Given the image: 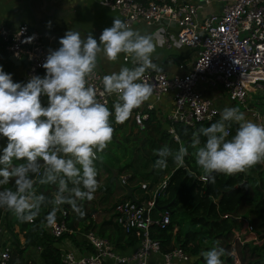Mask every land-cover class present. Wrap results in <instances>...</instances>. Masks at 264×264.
<instances>
[{
	"label": "clouds",
	"instance_id": "9594fccd",
	"mask_svg": "<svg viewBox=\"0 0 264 264\" xmlns=\"http://www.w3.org/2000/svg\"><path fill=\"white\" fill-rule=\"evenodd\" d=\"M58 42L60 47L49 49L42 64L43 77L34 75L26 84L13 82L0 67V137L7 141L0 149V209L31 223L46 203L52 204L41 221L47 226L55 224L65 204L80 218L86 215L82 202L95 198L100 187L97 162L103 161L102 154L113 141L110 118L118 124L130 119L133 110L153 95V85L144 79L146 71H162L153 62L157 48L153 36L133 30L117 17L99 42L91 33L70 29ZM122 54L131 67L103 76L104 93L117 97L111 111L88 81L101 56L115 63ZM42 96L47 97V106L42 105ZM232 124L238 126L234 135ZM189 149L202 178L214 183V174L232 176L264 163V125L246 119L238 107H225L219 120L191 133L188 145L157 149L154 167L166 169L169 158L184 167ZM37 185L54 186L52 199ZM226 254L217 243L201 253L205 264H224Z\"/></svg>",
	"mask_w": 264,
	"mask_h": 264
},
{
	"label": "built area",
	"instance_id": "2783aa9c",
	"mask_svg": "<svg viewBox=\"0 0 264 264\" xmlns=\"http://www.w3.org/2000/svg\"><path fill=\"white\" fill-rule=\"evenodd\" d=\"M98 3L116 10L129 27L134 24H160V40L170 45L171 33L166 29L169 23L176 26L174 40L191 50L183 72L165 70L146 71L144 79L153 85L151 99L138 109H134L131 119L138 128L148 118L156 103L164 97L171 98L172 109L167 119V132L177 139L171 122L194 128L197 123L210 121L218 115L213 99L203 93V88L222 87L227 101L248 107L252 94H264V0H97ZM163 24V25H162ZM28 37H34L29 43ZM0 43L14 58H24L26 63L25 79L34 75H45L42 64L49 49L48 40L35 28L25 24L12 28L0 25ZM123 60L127 56L122 57ZM99 69L89 77V85L94 87L100 102L109 106L116 102L115 95H107L103 90V76ZM256 123L264 125L260 114L252 110ZM200 179L205 181L200 175ZM118 180L126 183L125 174ZM167 176L152 188L144 190L148 197L133 201L130 198L117 199L112 206L113 221L124 232L138 231L136 243L120 250L103 235L94 230L83 232L86 250L82 246L63 245L65 235L73 232L64 219L56 220L51 226L42 225L44 231L54 238L64 237L60 251L61 264H188L192 256L180 246L161 250L159 239L151 236L152 225L163 228L168 224L170 213L166 205L153 211L157 197L165 195ZM146 189V183H140ZM65 214L61 209L60 216ZM230 214L223 213L221 217ZM6 228L4 212L0 214V264H7L12 243L3 238ZM248 238L256 240L258 234L253 225L245 221ZM7 229V228H6ZM238 233V232H237ZM235 233L238 242L241 238ZM61 237V238H62ZM60 238V239H61ZM71 245V244H70Z\"/></svg>",
	"mask_w": 264,
	"mask_h": 264
},
{
	"label": "trees",
	"instance_id": "16d2710c",
	"mask_svg": "<svg viewBox=\"0 0 264 264\" xmlns=\"http://www.w3.org/2000/svg\"><path fill=\"white\" fill-rule=\"evenodd\" d=\"M110 110L112 111V108ZM217 120L214 118L207 122L197 123L194 128L171 122L178 137V141H175L167 131L160 128L153 112H150L148 118L144 120L139 133L132 135L125 132L122 124L110 118L114 128L113 141L102 154L103 161L97 162V180L100 179L101 170L105 173L106 180L99 183L97 195L92 201L82 202L86 213L83 218H80L69 205L65 204L61 206L65 214L60 216V211L57 212L56 220L64 219L66 225L72 229L75 225H82L80 228L82 231L94 230L98 235L108 238L116 248L125 250L136 243L139 237L138 231L124 232L113 221V215L94 222L91 218L94 215L93 211L109 210L102 206L110 202L115 193L120 192L122 197L119 199L128 198L124 193L126 187L131 188V193L133 192L132 185L144 192L152 188L162 177L167 176L165 195L157 197L153 211L166 205L170 219L163 228L154 225L150 228L151 236L159 239L161 250L180 246L192 256L188 264H205L201 253L217 243L226 250L227 254L222 257L224 264H264V169L262 168L264 164H257L246 172L232 176L214 174V183L200 179L202 172L195 164V158L191 154L192 149H189L190 154L185 157L184 167L178 168L171 158L168 159L166 169L161 170L154 167L155 161L159 158L155 154L157 149L168 145L176 150L180 143L188 145L193 131L208 127ZM237 127L236 124H232L231 135L235 134ZM201 140L203 142L204 138L202 137ZM6 142V138L0 137V149L6 145ZM185 168L191 174L186 173ZM120 174H125L126 183H118L117 177ZM254 174L257 175V180ZM142 182L146 183V189L140 187ZM37 188L49 200L52 199L54 186L37 185ZM110 206L112 209L113 203ZM52 207V204L46 203L42 207L41 215L31 223L21 222L16 217L13 219V213L0 209V214L4 212L6 228L14 237H12L7 264H34L24 254L29 246L39 248L38 256L42 264H61L60 251L54 243L62 235L54 238L44 231L41 225V221ZM242 211H245V214ZM223 213H228L230 216L221 217ZM238 213H242L254 229L261 234L256 240L246 237V241L242 243L235 241L231 245L230 241L235 231L239 234L245 232L244 225L235 216V214L238 216ZM183 216H186L187 222L184 228H182ZM14 226H17V231H14ZM17 234L23 237L22 247L18 242ZM74 234L73 231L69 235L75 241ZM246 234L249 236L248 233ZM233 250L238 257V263L234 262V254L229 253Z\"/></svg>",
	"mask_w": 264,
	"mask_h": 264
},
{
	"label": "crops",
	"instance_id": "0c3cea01",
	"mask_svg": "<svg viewBox=\"0 0 264 264\" xmlns=\"http://www.w3.org/2000/svg\"><path fill=\"white\" fill-rule=\"evenodd\" d=\"M27 2L28 0H0V25L12 28L14 27L12 21L18 18L20 24H25L39 30L37 24L34 23L30 12L27 10ZM29 3L39 25L48 33V36H46L41 30L39 31L42 33L44 40H48L52 45L53 50L60 47L58 42L59 38L63 37L65 32L69 29L78 30L82 35L91 33L93 37L99 42V37L102 31L105 28L112 26L113 18L117 17L121 19V16L116 10L110 9L108 6L98 3L97 0H29ZM49 21L51 22L50 27L47 26ZM130 28L140 32L141 34H150L153 36L154 41L157 43L156 52L153 55V62L159 65L162 70L167 72H183L185 70L189 60L191 59L192 53L189 47L179 44L174 40V34L177 30L174 24L169 23L166 28L171 33L169 46L163 45L161 43L159 30L160 24H133L130 26ZM164 46L166 49L163 48ZM123 56L124 55L122 54L120 60L115 63L109 62L106 58L101 56L98 63V69L105 75H108L112 72H118L122 66L131 67L128 57L126 60H123ZM0 67H2L5 73L11 74L13 82H19L23 84L28 82L25 79V60L22 58H14L1 43ZM41 77L43 76L41 75ZM203 93L212 98L214 104L217 106L218 115L216 118L218 120L220 118V112L225 107H235L238 105L227 101L223 95V92H221V90H219L216 86L210 89L203 88ZM254 94L257 95L258 92L253 93L252 97ZM262 95L263 96H260L259 98L253 97V100L250 97L248 107L240 109V111L245 114L246 119L255 123L257 120L251 114L252 110H256L260 114L259 119L264 123V94ZM41 102L43 106H47V97L42 96ZM114 103L115 102L109 105V109L112 108V111H114ZM171 109V98L166 96L156 103V107L152 111L158 125L165 131H167V127L169 126L167 115L170 114ZM112 118L114 119V117ZM122 126L125 132L130 134L131 131L133 134H137L141 129L134 124L131 118L123 123ZM169 136L172 137L170 134ZM173 140L178 141V137L177 139L173 138ZM262 168L264 169V166ZM120 195L121 194L117 196L120 198ZM14 231H17V226H14ZM73 231L75 233L73 236L75 241L70 236L71 241L68 239L69 243H66L68 245L66 248L72 245H81V251L86 250V243L83 235L85 230L81 231L76 228V230ZM17 237L20 247H22L21 244L23 242V237L21 234H17ZM63 239L64 237L61 238L62 242ZM65 242H63L64 246ZM38 253L39 248L37 247H29L24 252V254L33 262H35V264H38V262L42 264Z\"/></svg>",
	"mask_w": 264,
	"mask_h": 264
},
{
	"label": "rangeland",
	"instance_id": "374dc122",
	"mask_svg": "<svg viewBox=\"0 0 264 264\" xmlns=\"http://www.w3.org/2000/svg\"><path fill=\"white\" fill-rule=\"evenodd\" d=\"M138 23H136V22H134V25H137ZM164 49H166L165 48V46L163 47ZM216 87H218V89L219 90H221V92H222V87H220V86H216ZM260 96H263L262 94H254L253 95V97L254 98H256V97H260ZM236 105V104H235ZM250 106V105H249ZM235 107H240L239 109H242V108H244L242 105H237V106H235ZM252 107H253V105H252ZM220 119V118H219ZM136 131V130H135ZM137 132H138V130H137ZM133 134V132L131 131V135ZM254 178H256V180H257V175L256 174H254ZM99 180H98V182L99 183H102V182H104L105 180H106V175H105V173L101 170L100 171V175H99ZM117 180H118V177H117ZM119 182V181H118ZM120 183V182H119ZM121 184V183H120ZM264 187V186H263ZM132 188H133V196L135 197V199H137V200H141L143 197H146V193H145V191L144 192H142L141 190H138V189H136V187L135 186H133L132 185ZM264 189V188H263ZM51 193H53V191H51ZM96 195H97V193H95V197H96ZM117 195H119V193H115L114 195H113V198L111 199V201L110 202H108V203H106V204H104L102 207H107V208H109V210H107V211H104V210H99L98 209V211L99 212H95V211H93L94 212V215L93 216H91V218H92V220L94 221V222H98L99 220H101V219H103V218H108L110 215H112V209H110L111 208V204L112 203H114V201H116L118 198H119V196H117ZM122 197V196H121ZM88 204H90L91 205V203L90 202H88ZM97 209V208H96ZM244 214H245V211H242ZM239 215L237 216L236 214H235V216L239 219V222H242V225H244L245 224V221H248V219L246 220V217L245 216H243V214L242 213H238ZM241 216V217H240ZM243 216V217H242ZM5 221V220H4ZM186 225H187V222H186V216H183V220H182V228H184V227H186ZM81 226L82 225H75L74 226V228H73V230H76V228L78 229V230H81L80 228H81ZM255 230V229H254ZM82 231V230H81ZM8 229H4V232H3V238L4 239H9V237H8ZM255 232L256 233H259V234H261V232H258V231H256L255 230ZM264 232V231H263ZM235 233H237L236 231H235ZM235 233H233V236H232V238H231V245L235 242V241H237L238 242V240L236 239V236H235ZM238 234V233H237ZM258 234V235H259ZM241 238L242 237H244V238H246V237H248V235L245 233V232H242L241 234H238ZM65 237V240H64V242L65 241H67L68 239H70V241H71V238H70V235H65L64 236ZM61 243H62V240L61 239H58V240H56V242L54 243L56 246H61ZM238 243H240V242H238ZM12 245V244H11ZM29 247H34V246H29ZM29 247H27V248H29ZM26 248V249H27ZM229 253H231V254H234V262L235 263H238V257H237V255L235 254V251L233 250L232 252H229ZM34 264H35V262H34ZM38 264H40L39 262H38Z\"/></svg>",
	"mask_w": 264,
	"mask_h": 264
},
{
	"label": "water",
	"instance_id": "95a60500",
	"mask_svg": "<svg viewBox=\"0 0 264 264\" xmlns=\"http://www.w3.org/2000/svg\"><path fill=\"white\" fill-rule=\"evenodd\" d=\"M27 10L30 12V14H31V16H32V18H33V21H34L35 24H37V27L39 28V30H41L46 36H48V33H47V32H46V31H45V30L39 25V23H38V21H37L35 15H34L32 9H31V5H30V3H29V0H28V2H27ZM12 22H13L14 26H17V25L20 24L18 18H17L16 20H13ZM27 27H28L29 29L33 28V27H31V26H27ZM22 59H24V58H22ZM185 171H186V173L191 174V172H189L186 168H185ZM125 193L127 194V196H128L131 200H133V201H137V200L135 199V197L132 196L131 188H130V187H126V188H125ZM155 204H156V203H155ZM156 207H158V206H156ZM8 217H10V216H8ZM14 218H15V216H13V219H14Z\"/></svg>",
	"mask_w": 264,
	"mask_h": 264
}]
</instances>
